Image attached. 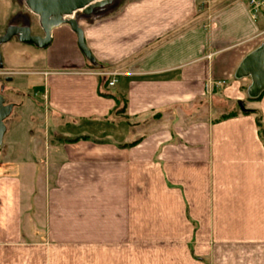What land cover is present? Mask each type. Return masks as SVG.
Here are the masks:
<instances>
[{
	"label": "crops",
	"instance_id": "0c3cea01",
	"mask_svg": "<svg viewBox=\"0 0 264 264\" xmlns=\"http://www.w3.org/2000/svg\"><path fill=\"white\" fill-rule=\"evenodd\" d=\"M131 2L83 28L96 67L68 25L41 64L4 62L0 264H98L97 250L45 245L118 238L150 192L185 225L189 262L264 264V91L236 77L264 16L248 0H207L200 14L195 0Z\"/></svg>",
	"mask_w": 264,
	"mask_h": 264
},
{
	"label": "rangeland",
	"instance_id": "374dc122",
	"mask_svg": "<svg viewBox=\"0 0 264 264\" xmlns=\"http://www.w3.org/2000/svg\"><path fill=\"white\" fill-rule=\"evenodd\" d=\"M131 1L135 0H107L105 3L94 4L93 11L89 16H86L83 10H79L76 12L77 16L74 15V17H78L80 25L89 30L90 26L95 27L97 23L104 20V16H109L112 12L115 14L117 10L125 7L127 2L132 3ZM195 1V8L200 14L203 8L206 7L207 0ZM178 3H180V0H178ZM12 23L19 25L29 23L34 34L43 35L38 15L32 12L25 0H0V35L4 34L6 27ZM1 47L5 64L13 60L18 61L20 58L24 59L29 55L35 60L39 59L36 61V65L42 62L40 60L43 54L42 48L21 44L17 38L2 44ZM94 66L96 67L97 64L91 63V67ZM2 69H0V81L5 87V91L9 92L12 90L11 84L4 80L5 75ZM25 77L33 78V76ZM29 88L31 89V87ZM245 103L248 106L246 100ZM233 108L234 110H240L237 103ZM146 195L147 207L142 210L144 216L140 212L141 209L139 211L140 217H138V210L131 209L129 227L125 223L122 227L115 226V229L118 227L123 232L114 233V237L118 236V238L103 241L48 242L45 246L48 248L61 247L67 251L77 248L86 249L87 251L97 250L103 254V256H98V264H196V262L192 263L188 260L185 225L177 223L179 218L177 219L173 210L154 208L152 192ZM64 259L66 264H90V261L95 258L72 256Z\"/></svg>",
	"mask_w": 264,
	"mask_h": 264
},
{
	"label": "water",
	"instance_id": "95a60500",
	"mask_svg": "<svg viewBox=\"0 0 264 264\" xmlns=\"http://www.w3.org/2000/svg\"><path fill=\"white\" fill-rule=\"evenodd\" d=\"M94 1L96 0H25L32 12L38 15L43 35L34 34L29 23L9 24L5 33L0 35V69L4 68L2 44L17 38L21 43L47 48L53 41V29L61 25H68L76 33L80 50L89 61L95 64V58L86 42L85 32L78 17L66 18V15L79 10H83L84 14L89 16L93 11V6L90 4ZM245 76L252 79L249 88L250 96H259L264 91V43L241 63L236 77ZM240 106L245 110L242 101ZM13 107L14 104L6 103L4 95L0 92V146L3 144V137L7 129L5 120L11 114Z\"/></svg>",
	"mask_w": 264,
	"mask_h": 264
},
{
	"label": "built area",
	"instance_id": "2783aa9c",
	"mask_svg": "<svg viewBox=\"0 0 264 264\" xmlns=\"http://www.w3.org/2000/svg\"><path fill=\"white\" fill-rule=\"evenodd\" d=\"M249 10L254 19L264 16V0H248ZM103 75H111L112 73L101 72ZM115 80H110L109 84L113 85Z\"/></svg>",
	"mask_w": 264,
	"mask_h": 264
},
{
	"label": "trees",
	"instance_id": "16d2710c",
	"mask_svg": "<svg viewBox=\"0 0 264 264\" xmlns=\"http://www.w3.org/2000/svg\"><path fill=\"white\" fill-rule=\"evenodd\" d=\"M109 79L108 78H105L102 82H101V86H106L109 84ZM231 115H234V112L233 113H230V114H227V115H224L225 117H228V116H231ZM258 122V125L260 127V131L262 133V135H264V128H263V125H262V121H261V117L258 118L257 120Z\"/></svg>",
	"mask_w": 264,
	"mask_h": 264
},
{
	"label": "bare ground",
	"instance_id": "6f19581e",
	"mask_svg": "<svg viewBox=\"0 0 264 264\" xmlns=\"http://www.w3.org/2000/svg\"><path fill=\"white\" fill-rule=\"evenodd\" d=\"M106 1H107V0H96V1H94L93 3H91L90 6H93L94 4L97 5V4L101 3V2H104V3H105ZM76 12H77V11H76ZM76 12H75V13L73 12L72 14L66 15V18L74 17V15L77 14ZM76 16H77V15H76Z\"/></svg>",
	"mask_w": 264,
	"mask_h": 264
}]
</instances>
